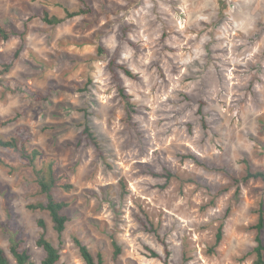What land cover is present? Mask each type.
I'll return each instance as SVG.
<instances>
[{
	"label": "rangeland",
	"instance_id": "rangeland-1",
	"mask_svg": "<svg viewBox=\"0 0 264 264\" xmlns=\"http://www.w3.org/2000/svg\"><path fill=\"white\" fill-rule=\"evenodd\" d=\"M83 1L0 0V24L23 35L0 36V121L11 120L0 137L25 129L43 154L0 147V246L12 259L21 231L42 264L44 219L57 264H86L76 238L103 264H253L264 181L244 178L264 171V0ZM49 164L70 186L57 193L70 218L61 239L28 207L45 201L37 174Z\"/></svg>",
	"mask_w": 264,
	"mask_h": 264
},
{
	"label": "trees",
	"instance_id": "trees-1",
	"mask_svg": "<svg viewBox=\"0 0 264 264\" xmlns=\"http://www.w3.org/2000/svg\"><path fill=\"white\" fill-rule=\"evenodd\" d=\"M85 3L83 0H81ZM84 13H90V10H79L76 12H68L66 18H73ZM43 20L53 26H57L62 24L65 19L59 18L57 16H50L48 13H45ZM0 36L4 40H9L13 37L22 38L23 35L14 29H5L0 24ZM20 53V50L16 51L15 56L10 60L7 65V68L10 69L13 66V63L16 61ZM121 69L130 77H135V74L128 70L125 67H121ZM11 90L19 91L25 94L30 95L31 97L41 99V96L36 92L28 88L27 86H23L20 84H16L14 88H9ZM119 92L121 97L124 99L127 110L129 113L135 111L134 104L132 102V98L129 94L125 93V90L122 86H119ZM11 120H3L0 121V125L5 126ZM84 135L86 138L95 146L99 147L98 140L94 133L92 132L90 126L87 124L84 128ZM31 136L25 129H19L12 137L10 138H2L0 137V147L8 150H12L18 153L22 158L29 159L31 162L36 163L42 159V152L39 148L31 146ZM196 162L199 163V158L192 157ZM175 175L167 171L166 178L169 182L171 178ZM251 178H259L264 181V171H248L247 176L244 178L245 180ZM37 183L39 187V192L44 196L45 201H40L35 204H30L28 207L34 211H43L48 213L51 221L53 223L54 230L57 232L59 238L61 239L67 229V225L70 221L69 216L65 213L66 208L68 207L67 202L60 200L57 197V193L60 188L69 189V185L60 184L59 180L56 177L55 169L52 164H49L46 168H42V171L37 174ZM259 216L257 222L252 226V229L255 231V244L256 246L253 248V252L256 256L253 264H264V210L261 208L259 211ZM38 226L43 230L40 238L37 240L36 244L39 248H41L45 253V258L42 261V264H57L60 259V251L53 244V242L47 237L45 230L47 229V224L44 219L38 220ZM21 231L16 232L14 230L10 231V253L12 259L7 254L6 250L0 246V264H34L31 255L27 250L21 249V245L23 243V239L20 237ZM224 237V229L223 225L220 226L219 231L216 235L215 246L218 247ZM75 244L78 247V250L84 259L86 264H103L102 256L99 255L98 259L94 257L90 248L83 243L80 239L76 238ZM166 249L167 257L170 256V252L168 246L165 241L162 242ZM116 254H119L120 248L115 243ZM151 257L153 258H161L160 254L155 250H150Z\"/></svg>",
	"mask_w": 264,
	"mask_h": 264
}]
</instances>
